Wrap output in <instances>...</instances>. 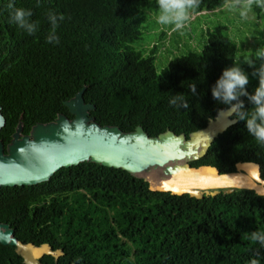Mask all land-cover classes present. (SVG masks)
<instances>
[{
  "label": "trees",
  "instance_id": "1",
  "mask_svg": "<svg viewBox=\"0 0 264 264\" xmlns=\"http://www.w3.org/2000/svg\"><path fill=\"white\" fill-rule=\"evenodd\" d=\"M228 0H198L200 13ZM31 9L36 31L29 35L12 21L13 9ZM259 13L262 8L252 4ZM157 0H0V128L4 145L17 124L23 134L59 113L73 114L64 101L84 87L94 104L89 116L100 125L131 131L141 125L150 136L167 129L184 133L204 127L227 105L212 96V87L226 68L241 65L250 94L259 85L247 55L264 48V36L253 55L240 52L226 23L207 29L201 50L170 58L160 71L155 58L158 40L146 48L141 24ZM57 22L59 43H48L49 14ZM259 15V14H258ZM173 26V25H172ZM159 40L165 35L161 30ZM145 43V42H144ZM196 84L197 95L190 86ZM176 94L189 102L170 104ZM245 110L254 105L247 97ZM236 120L220 132L205 154L190 161L235 170L246 161L260 165L264 180V144ZM4 146V149H5ZM6 150V149H5ZM0 221L23 243L47 242L57 255L43 254L44 264H264V246L250 233L264 232V194L251 188L221 186L190 192L151 189L149 182L122 167L82 160L62 166L35 184L0 186ZM0 264H27L16 246L0 243Z\"/></svg>",
  "mask_w": 264,
  "mask_h": 264
},
{
  "label": "water",
  "instance_id": "2",
  "mask_svg": "<svg viewBox=\"0 0 264 264\" xmlns=\"http://www.w3.org/2000/svg\"><path fill=\"white\" fill-rule=\"evenodd\" d=\"M83 91L84 87L64 101L72 117L59 113L54 120L32 125L29 133L22 135L19 122L6 151L0 140V186L35 184L47 180L62 166L91 160L122 167L147 180L151 189L188 191L200 196L201 190L228 186L264 194L257 162L237 163L235 170L222 172L212 165L190 164L203 156L213 139L236 120L228 107L220 109L188 137L171 129L150 136L141 125L131 131L117 125H100L89 116L94 104L84 100ZM4 122L0 106V128ZM0 243L16 246L27 264H44L38 261L39 257L58 253L47 242L23 243L9 224L1 221Z\"/></svg>",
  "mask_w": 264,
  "mask_h": 264
},
{
  "label": "clouds",
  "instance_id": "3",
  "mask_svg": "<svg viewBox=\"0 0 264 264\" xmlns=\"http://www.w3.org/2000/svg\"><path fill=\"white\" fill-rule=\"evenodd\" d=\"M238 2L242 18L247 17L253 2L260 7H264V0H238ZM157 6V23L173 25V30H181L189 20V10L198 7L199 3L198 0H157ZM8 8L13 9L11 18L15 24L24 29L29 35L36 31L37 25L30 21L33 15L31 9L15 8L11 2L8 4ZM48 19L51 24V30L47 37V42L59 43V38L56 36V27L58 20L63 21L64 16L60 15L57 17L56 14L50 13ZM255 58L264 60V48L257 49ZM245 63L254 68L252 75L253 77H258L259 80V85L255 88L254 94H250L247 91L246 85L249 84V77L237 60H234V66L226 68L212 87V96L219 103L227 105L229 113H234L238 120L246 121V127L250 135L258 143L264 144V63H261L256 68L255 60L251 57L245 58ZM190 93L192 96L198 94L196 84L190 86ZM240 97H247L254 107L251 110H245L244 101ZM169 102L177 107L189 108V102L183 94H176ZM249 238L252 241H258L264 246V232H251ZM249 264H259V261L253 258Z\"/></svg>",
  "mask_w": 264,
  "mask_h": 264
},
{
  "label": "rangeland",
  "instance_id": "4",
  "mask_svg": "<svg viewBox=\"0 0 264 264\" xmlns=\"http://www.w3.org/2000/svg\"><path fill=\"white\" fill-rule=\"evenodd\" d=\"M240 11L238 0H228L221 7L203 10L200 13L189 10V20L185 26L181 30H173L172 25L157 23L158 11L150 10L148 17L140 26L142 40H135L132 43L137 47L143 43L149 48L158 40L155 66L160 71L170 58L190 49L201 50L206 40L207 29L217 23H226L229 26L230 37L238 43V50L253 55L256 42L264 36V8L257 13L251 5L246 18L241 17ZM161 30L165 31V35L159 40ZM247 57L251 56L247 55Z\"/></svg>",
  "mask_w": 264,
  "mask_h": 264
},
{
  "label": "flooded vegetation",
  "instance_id": "5",
  "mask_svg": "<svg viewBox=\"0 0 264 264\" xmlns=\"http://www.w3.org/2000/svg\"><path fill=\"white\" fill-rule=\"evenodd\" d=\"M19 124V123H18ZM18 124H17V126H16V128H15V130L12 132V136H11V138H10V140L6 143V146L4 145V142H3V140L2 139H0L2 142H3V145L5 146V149H6V147H7V144L11 141V139L13 138V134H14V132L16 131V129H17V127H18ZM20 135H22L23 133H22V131H21V129H20ZM4 149V150H5ZM6 151V150H5Z\"/></svg>",
  "mask_w": 264,
  "mask_h": 264
}]
</instances>
